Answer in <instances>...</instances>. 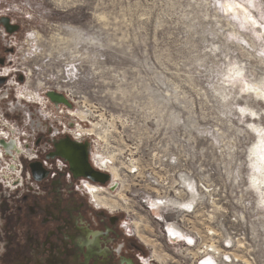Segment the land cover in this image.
<instances>
[{"label":"rangeland","instance_id":"374dc122","mask_svg":"<svg viewBox=\"0 0 264 264\" xmlns=\"http://www.w3.org/2000/svg\"><path fill=\"white\" fill-rule=\"evenodd\" d=\"M7 1L22 27L18 68L35 91L69 96L84 130L96 125L93 155L120 171L115 190L101 187L143 258L264 264V198L248 184L264 129V0ZM168 198L183 203L157 204Z\"/></svg>","mask_w":264,"mask_h":264},{"label":"flooded vegetation","instance_id":"af4514ba","mask_svg":"<svg viewBox=\"0 0 264 264\" xmlns=\"http://www.w3.org/2000/svg\"><path fill=\"white\" fill-rule=\"evenodd\" d=\"M7 9L0 0V264H161L143 258L122 233L116 209L89 190L90 197L83 181L88 189L100 185L68 177V140L87 146L94 169L105 171L106 164L76 129L73 110L68 115L64 104L53 103L51 90L35 91L30 72L18 68L22 27Z\"/></svg>","mask_w":264,"mask_h":264},{"label":"bare ground","instance_id":"6f19581e","mask_svg":"<svg viewBox=\"0 0 264 264\" xmlns=\"http://www.w3.org/2000/svg\"><path fill=\"white\" fill-rule=\"evenodd\" d=\"M231 9H233V11L234 12H236L238 15H241V16H243L247 21H248V18H247V16H246V12H247V10H246V8L244 7V6H242V5H240V4H238L235 8L234 7H232L231 6ZM68 98H69V100L73 103V100H71L70 99V97L69 96H67ZM74 104V103H73ZM77 117H79L80 119H82V120H85L86 119V114L83 112V111H79V112H77V113H75V110L73 109V111H72ZM97 127H96V125H94V128L92 129V130H89L88 131V134L89 135H93V134H96V132H95V129H96ZM258 129H260V128H255L254 129V133H255V135H256V130H258ZM97 135V134H96ZM99 135V134H98ZM257 136V135H256ZM102 139H104L103 137H102ZM100 157H102V155H100ZM103 158V157H102ZM101 161H103V163H105L106 164V169H109V166H108V163H109V161L107 160V159H105V158H103ZM109 171H111V175H112V182L111 183H113L112 185L114 186V187H116V186H118V184H117V181H119V179H120V171L117 169V168H114V167H111L110 169H109ZM134 172V171H133ZM190 189V191L191 192H193V190H194V188H189ZM89 190H90V192H91V194H92V196L98 201V202H100L101 204H103L104 206H110V207H112L113 209H116L117 208V202H115L113 199H112V197H113V195L111 194V193H109L108 192V190L107 189H104V188H102L101 186L99 187V186H96V187H89ZM107 190V191H106ZM102 193H106L108 196H110L111 197V200L109 199V198H106V197H104V196H102ZM120 200H122L124 203H126V200L127 199H123V198H121ZM175 203H183V202H177V201H175V200H171V199H166L165 201H160V202H158L157 204H159V205H163V206H168V205H172V206H174L175 205ZM192 207H193V205H192V203H187V204H180V208L182 209V210H185V211H188V212H191L192 211ZM170 225H173V224H169V226L167 225V232L171 235V236H174V233H180V231L177 229V228H175V227H177V226H175V225H173V226H170ZM137 228L139 227V226H136ZM179 228V227H178ZM183 232V231H182ZM185 234V233H184ZM186 235V234H185ZM191 237V236H190ZM193 238V237H192ZM193 241H194V238H193ZM194 243V242H193ZM205 248V247H204ZM214 248H215V246L214 245H212V249H211V251H214ZM206 249V248H205ZM154 259L155 260H159V261H161V262H163L165 259L162 257V256H160V255H157V254H155L154 255ZM205 264V263H204ZM207 264V263H206Z\"/></svg>","mask_w":264,"mask_h":264},{"label":"water","instance_id":"95a60500","mask_svg":"<svg viewBox=\"0 0 264 264\" xmlns=\"http://www.w3.org/2000/svg\"><path fill=\"white\" fill-rule=\"evenodd\" d=\"M48 97L53 103L57 105L64 104L68 109L73 108L72 103L62 93L51 90L48 93ZM68 145L74 146L75 149L72 159H68L66 157V161L70 166V172L74 178H84L101 186H105L107 183L112 182V177L110 174L98 171L90 165L87 155V146H80L78 144L71 143L69 140L66 142V147ZM116 188L117 186H112V190H115ZM127 264H133V262L128 261Z\"/></svg>","mask_w":264,"mask_h":264},{"label":"clouds","instance_id":"9594fccd","mask_svg":"<svg viewBox=\"0 0 264 264\" xmlns=\"http://www.w3.org/2000/svg\"><path fill=\"white\" fill-rule=\"evenodd\" d=\"M257 141L249 149L248 184L252 191L264 198V129L256 130Z\"/></svg>","mask_w":264,"mask_h":264},{"label":"built area","instance_id":"2783aa9c","mask_svg":"<svg viewBox=\"0 0 264 264\" xmlns=\"http://www.w3.org/2000/svg\"><path fill=\"white\" fill-rule=\"evenodd\" d=\"M57 92H59V91H57ZM60 93V92H59ZM69 99V98H68ZM70 101V100H69ZM71 102V101H70ZM74 108V107H73ZM73 108L71 109V110H73ZM68 110H70V109H68L67 108V114H68ZM76 110V109H75ZM69 115V114H68ZM72 119H74L75 120V122H76V129H78L79 130V132H81L82 134H83V136H89V135H85L81 130H82V124L83 123H81V121H79L76 117H73V116H71V115H69ZM125 162H126V164H128V166H130L131 168H133L135 165H136V163H135V161H132V159L131 158H126V160H125ZM96 164V163H95ZM100 168V167H99ZM102 172H105V173H108V174H110L111 175V171H109V169H106L105 171L103 170ZM130 174H134L132 171H128ZM71 176V173L69 172L68 173V177H70ZM111 177H112V175H111ZM179 178V181L180 182H182L183 180H184V178H187L185 175H181L180 177H178ZM181 185V184H180ZM180 185H177V186H179V188H180ZM83 186H84V190H86V192L89 194V196L91 197V195H90V192H89V189H88V183L87 182H85V181H83ZM101 186V185H100ZM107 189H109V187L107 188ZM177 193H179V194H177ZM177 198H179L180 200H184L185 199V197L187 196V193H185L184 192V189H182V188H180V191H178V192H176V195H175ZM174 196V197H175ZM124 229L126 230L127 229V231H129L127 234H128V236H129V233H130V229H128L127 228V225H126V227L124 226ZM183 229H184V231H186V229L183 227ZM207 234H208V237L210 238V239H212L213 237H215V236H217V233L214 231V232H211V231H207ZM194 238V237H193ZM240 237H238L237 239H235V242L234 241H230L231 242V245H228V246H226V248H228V249H231L232 247H233V244L235 243V244H239L240 243ZM196 238H194V243H189V242H184V244L188 247V248H192L194 245H195V243H196ZM174 241V240H173ZM200 241H201V239H200ZM204 246H207V245H204ZM203 247V246H202ZM204 250H205V248H204ZM253 258L252 257H249L248 259H247V264H253ZM203 262H204V260L202 261V263H200V264H203ZM219 264H221L220 262H219ZM227 264H243V261L240 259V258H236V256L234 257L232 254H231V257L229 258L228 257V260H227Z\"/></svg>","mask_w":264,"mask_h":264},{"label":"snow or ice","instance_id":"6c2138e0","mask_svg":"<svg viewBox=\"0 0 264 264\" xmlns=\"http://www.w3.org/2000/svg\"><path fill=\"white\" fill-rule=\"evenodd\" d=\"M74 152H75V149H74V146L72 145H68L66 148H65V155L68 159H72L73 156H74ZM189 243H192L191 240L188 241Z\"/></svg>","mask_w":264,"mask_h":264}]
</instances>
